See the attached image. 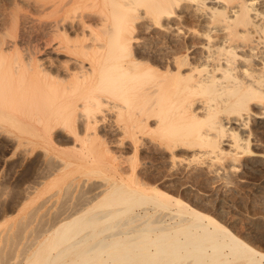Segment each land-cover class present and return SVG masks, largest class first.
Here are the masks:
<instances>
[{
    "label": "bare ground",
    "instance_id": "6f19581e",
    "mask_svg": "<svg viewBox=\"0 0 264 264\" xmlns=\"http://www.w3.org/2000/svg\"><path fill=\"white\" fill-rule=\"evenodd\" d=\"M3 2L0 129L56 163L29 204L84 189L19 264H264V233L198 194L233 182L215 176L223 158L262 156L250 133L264 139V0ZM24 7L39 21L27 38Z\"/></svg>",
    "mask_w": 264,
    "mask_h": 264
},
{
    "label": "rangeland",
    "instance_id": "374dc122",
    "mask_svg": "<svg viewBox=\"0 0 264 264\" xmlns=\"http://www.w3.org/2000/svg\"><path fill=\"white\" fill-rule=\"evenodd\" d=\"M3 1H9V0H0L1 7H2V5H3V7L5 5L9 7L8 10L5 9L7 12H5V10H3L5 12L4 15L7 14V18H9L8 14L10 13V10L12 8H11V6L8 5V2L7 3L5 2V4H4ZM18 13L21 14V16L18 14L21 17L19 20V23L22 21H23V23H20L21 25L19 24V26L16 30L21 31L22 36H23L25 29L23 30L22 28H24L25 25L30 26L31 24H33V22L36 23L39 21L36 20L37 17L32 15L30 12H28V10H26L25 7H24V9L19 10ZM22 15H24V16H22ZM26 15H28V16H26ZM26 17H27V19H26ZM31 19H34V20H31ZM25 22H26V24H25ZM2 31L0 30V33H2ZM4 31H6V30H4ZM17 31H16V34L17 33L19 34L20 32H17ZM21 33H20V35H21ZM4 34H5V36L7 35L6 40L9 38L8 39L9 42L7 40V43L12 44L14 38L11 36V34L5 33V32H4ZM167 34H169V33H167ZM23 37L27 38V36H25V35ZM22 46L24 47V44H22ZM86 66H87V64H86ZM255 106H256V108L261 107V105H255ZM250 139H251V142H250L251 148L253 150L255 149L254 150L255 152L262 154V156L240 158L241 160H239V162H237V163L228 162L227 159L223 158L222 161H220L216 165H214V167H217V169L220 170V172H222V174H217L215 176L217 178L223 174L228 175V176H230L232 174V175H234L233 182L230 184H227V183H224L223 180H216L215 185L213 183L211 185L209 191L198 190V194L201 195L202 198H205L206 200H208L210 203L213 202L214 205L218 204L217 206H221L224 213L226 214V217H227L229 223L234 222L236 225L240 226V228L243 232L244 231H245V233L251 232L254 234V233H256V232H254L256 229L257 230L259 229L258 232L260 231V232L264 233V214H262L260 212L254 213V209H258L259 207H261L264 204V202H263L264 201V139L258 138V136L255 137L254 132L250 133ZM256 139H257V141H256ZM13 141H14V137H13L12 133H10L9 131H7L5 129H0V222H2V223H0V240L3 241V242L2 241L0 242V258H1L0 264H2V260H3V264L4 263L16 264L17 262L19 264L23 259L24 252L27 249L32 248L33 245L35 246V244L33 242L41 239L43 233L49 227L48 221L50 219L52 220L53 218H56L59 215H61L60 213H63V211L67 210V207L70 208L73 206V203H77V200L79 203V198L81 197L80 194H81V192H84V189L80 190V188L77 187L76 189L73 190V192L68 191V192H66L67 193L66 195L65 194L60 195L59 199H57V196L53 197L50 195L51 193H47L43 197H41L40 199H37L32 205H30L29 201L32 198L30 195H32L33 189H31V188H33L32 187L34 185L33 183L34 182H40V181H47L50 176L48 174H46L45 172L51 173V171H52L51 168H53V166L56 163H54L55 161L53 160L52 157L50 158V156H51L50 153H48V155L46 157L45 154L43 155L44 151L41 150L40 148H30L29 146H25V147L22 146V147L15 148V146L13 145ZM223 142L227 143L228 141L224 140ZM256 143H257V145H256ZM222 147L225 149H228L227 145H225V144L222 145ZM262 148H263V150H262ZM190 151L192 152V151H194V149L191 148ZM32 152H33V154H32ZM40 155H42V156H40ZM49 161H50V164H49ZM184 163H185V161L181 162V164H183V165H184ZM206 164L207 163H205V165ZM231 165L238 166L239 170H237V171L229 170ZM198 166H199V164H196V163H194L192 165L191 164L186 165V169L184 170V174L190 175V173H195L196 172L195 167H198ZM45 167H47L48 169L50 168L51 170L49 169L50 170L49 171L47 169L48 171H46ZM44 170H45V172H44ZM256 170H257V172H256ZM202 171H204V172H200V173H204V176L209 177V178L212 177V176H207L205 174V172L207 171L205 167L202 168ZM200 173H197V174H200ZM207 173L209 174V172H207ZM42 175L43 176L45 175V177H43ZM34 176L36 178H34ZM32 179L34 180V182ZM30 180H31L32 184L29 183ZM28 192H29V195H28ZM30 192H31V194H30ZM78 192H80V193H78ZM195 193H197V192H195ZM69 194H70V197H69ZM64 195L67 196V199H66V197H64L62 199V196H64ZM246 195H250L251 198L255 199L254 203H253L254 207L251 206L250 208H246L244 210H241L238 205L242 199H245L244 196H246ZM78 196H80V197H78ZM64 199H66V201ZM18 200H19V202H18ZM45 200H46V202H45ZM59 200L62 201V203L66 202V204L65 205L63 204L64 206H62V204H61V202H59ZM227 200L230 202H228ZM21 202H22V204H21ZM42 202L45 204V206H44V204H42ZM39 204H40V207L38 209L37 205H39ZM59 204L62 207H60ZM77 204H75V205H77ZM251 208H253V209H251ZM35 209L36 210L38 209L37 211L39 213ZM57 209H59V210H57ZM60 209H62V210H60ZM31 212H33V214H31V216H30ZM34 212H36V213H34ZM27 215H29V216L27 217ZM32 216H33V218H32ZM29 217H31V219H33V220H31ZM38 218L40 219V221ZM3 221H4V223H3ZM247 229H248V231H247ZM35 235H36V237H35ZM15 237H16V240H15ZM9 240H11V241H9ZM16 241H18L19 244H17ZM26 241H27V243H26ZM30 241L32 242L33 245L31 244ZM29 242L32 246H30L28 244ZM15 243H16V245L14 247ZM24 243H26L27 245L26 244L24 245ZM28 245H29V247L26 248ZM2 246H4V247H2ZM10 247H11V250H9ZM18 248H19V251L17 250ZM13 250L15 251L14 254L12 252ZM22 250L24 252L21 254ZM6 256H8V257L6 258ZM4 257L6 260L4 259ZM10 258H12V259H10ZM7 259H9V260L7 261ZM13 260H15V261L13 262Z\"/></svg>",
    "mask_w": 264,
    "mask_h": 264
}]
</instances>
